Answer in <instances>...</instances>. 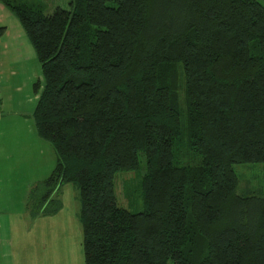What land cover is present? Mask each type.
<instances>
[{"label": "trees", "instance_id": "1", "mask_svg": "<svg viewBox=\"0 0 264 264\" xmlns=\"http://www.w3.org/2000/svg\"><path fill=\"white\" fill-rule=\"evenodd\" d=\"M19 17L41 79L32 117L54 148L31 218L79 188L84 264H264V195L240 196L236 163L264 162V5L257 0H70ZM28 6V7H27ZM184 94L195 166L174 162ZM145 167L143 209L115 173Z\"/></svg>", "mask_w": 264, "mask_h": 264}, {"label": "rangeland", "instance_id": "2", "mask_svg": "<svg viewBox=\"0 0 264 264\" xmlns=\"http://www.w3.org/2000/svg\"><path fill=\"white\" fill-rule=\"evenodd\" d=\"M257 1L264 5V0ZM13 3L39 8L44 13H50L56 5L63 8L69 7L67 0H13ZM4 6L10 15L6 17V27H2L5 32L0 41V81L2 80L1 89L4 94V100L0 102V114L2 117L4 116L0 119V129L3 122L5 123L10 118H7L8 114L23 113L25 122H28L33 128L32 135L30 134L28 137L34 136L37 144L31 139L26 140L24 129L21 132L14 131V125L12 129L6 130L2 138L4 146L0 152V264L10 260V257L6 258L2 255L6 250V245L9 246V243L6 242L7 238L3 236H7L10 230L15 229L17 215L24 216L22 214H25L29 218V214H26V204L34 200L35 195H30L31 189L50 175L56 158L51 143L44 139L39 141L32 117L38 99V92L34 90L33 84L38 77L41 79L40 64L19 17L10 7ZM2 46H7V49L4 50ZM179 92L181 131L180 135L173 140L174 162L179 165L195 166L201 163V156L193 153L189 147L184 94L182 89ZM39 144L48 146V151H41ZM19 145L20 148L22 146L23 148L16 156L13 151L18 149ZM144 167L145 163L141 157L137 169L121 170L115 173L116 202L130 212H139L143 209L140 180L144 173ZM233 168L239 179L238 195H264V162L236 163ZM53 198L63 206L59 215L54 217L55 220L65 221L69 214L75 218L76 226L71 227V234L65 235L66 239L71 238L69 261L71 264H84L81 229L77 218L80 207L77 184L75 182L62 184ZM7 222L10 227L5 226ZM52 226L50 223L49 227L45 228L52 229ZM73 229L76 230V234L73 233ZM53 230L61 239L60 230L56 229V226Z\"/></svg>", "mask_w": 264, "mask_h": 264}, {"label": "crops", "instance_id": "3", "mask_svg": "<svg viewBox=\"0 0 264 264\" xmlns=\"http://www.w3.org/2000/svg\"><path fill=\"white\" fill-rule=\"evenodd\" d=\"M69 1L67 0L68 3ZM9 15L10 13L8 9L0 2V41L5 32L3 28L6 27V17ZM2 47L4 50L7 49V46ZM1 86L2 80L0 81V102L4 100V94ZM10 114L7 116V118H10L6 120L5 123L3 122V125L0 129V152L2 151V146H4L2 138L5 135L6 130H8V128L12 129L13 125L14 131L21 132L22 129H24V132L26 131V140L31 139L35 144H37V140L34 138V136L31 138L28 137L30 134L32 135L33 128L28 122H25L23 113L13 112ZM1 117L2 115L0 114V119H2L4 116L2 118ZM37 137L40 139L39 141H42V138H40L38 135ZM17 148L18 149L13 151L14 155L16 156L17 153L21 151L23 146L20 148L19 145ZM39 148L41 151H48L49 149L48 146L46 147V145L43 144H39ZM47 166L49 167V164H47ZM62 210L63 206L56 213L37 218H31L30 215L29 218H27L25 214H22L24 216H20V214L17 215L18 217H16L15 220V229L10 230L7 236H3L7 238L6 240L8 241L6 242L9 243V246L6 245V250L2 255L6 256V258L10 257V260L4 262L3 264H71L69 261L71 256L69 251L71 238L66 239L65 235L67 233L71 234V227H75L76 222H74V216L70 214L67 216L65 221L58 222L55 220L54 217L59 215ZM27 212L28 211H26V214L28 215L29 212ZM50 223L53 225L52 229H46L45 227H49ZM5 226L10 227L8 222ZM55 226L56 229H59L61 232V239L58 238L56 231L53 230ZM74 232L76 234V230L73 229V233Z\"/></svg>", "mask_w": 264, "mask_h": 264}]
</instances>
